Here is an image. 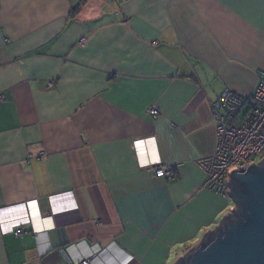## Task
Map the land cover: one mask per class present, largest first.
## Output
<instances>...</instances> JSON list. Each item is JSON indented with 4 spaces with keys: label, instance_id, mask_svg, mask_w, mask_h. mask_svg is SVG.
<instances>
[{
    "label": "crops",
    "instance_id": "0c3cea01",
    "mask_svg": "<svg viewBox=\"0 0 264 264\" xmlns=\"http://www.w3.org/2000/svg\"><path fill=\"white\" fill-rule=\"evenodd\" d=\"M262 76L264 0H0V264H174L235 208L211 105Z\"/></svg>",
    "mask_w": 264,
    "mask_h": 264
},
{
    "label": "built area",
    "instance_id": "2783aa9c",
    "mask_svg": "<svg viewBox=\"0 0 264 264\" xmlns=\"http://www.w3.org/2000/svg\"><path fill=\"white\" fill-rule=\"evenodd\" d=\"M52 87V84L49 85ZM212 123L215 129L216 146L214 153L198 161V166L205 175L203 188L215 192L223 198H229L228 178L233 168L246 171L250 164L258 165L264 160V76L259 80L256 90L246 98L225 90L211 105ZM148 114L158 118L156 109H150ZM137 145V143H135ZM152 173L158 177L171 178L174 168L161 164L149 166ZM63 198V197H62ZM51 206L56 207L55 198L50 199ZM66 208H64L65 210ZM71 205L67 210L73 213ZM27 205H19L0 211V230L2 235L13 234L21 237L23 233L16 228L27 222L24 213ZM58 210V209H57ZM54 209V214L59 212ZM20 213L18 221L13 220L9 225L1 220L7 214ZM63 264H91L90 259L84 258L73 262L65 253Z\"/></svg>",
    "mask_w": 264,
    "mask_h": 264
},
{
    "label": "water",
    "instance_id": "95a60500",
    "mask_svg": "<svg viewBox=\"0 0 264 264\" xmlns=\"http://www.w3.org/2000/svg\"><path fill=\"white\" fill-rule=\"evenodd\" d=\"M229 172L235 208L174 264H264V160Z\"/></svg>",
    "mask_w": 264,
    "mask_h": 264
},
{
    "label": "rangeland",
    "instance_id": "374dc122",
    "mask_svg": "<svg viewBox=\"0 0 264 264\" xmlns=\"http://www.w3.org/2000/svg\"><path fill=\"white\" fill-rule=\"evenodd\" d=\"M228 210H230V208H229ZM173 258H174V257H173Z\"/></svg>",
    "mask_w": 264,
    "mask_h": 264
}]
</instances>
